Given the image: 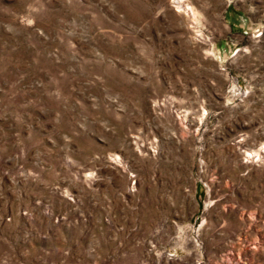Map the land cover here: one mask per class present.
I'll use <instances>...</instances> for the list:
<instances>
[{"label": "rangeland", "instance_id": "374dc122", "mask_svg": "<svg viewBox=\"0 0 264 264\" xmlns=\"http://www.w3.org/2000/svg\"><path fill=\"white\" fill-rule=\"evenodd\" d=\"M0 264H264V0H0Z\"/></svg>", "mask_w": 264, "mask_h": 264}, {"label": "bare ground", "instance_id": "6f19581e", "mask_svg": "<svg viewBox=\"0 0 264 264\" xmlns=\"http://www.w3.org/2000/svg\"><path fill=\"white\" fill-rule=\"evenodd\" d=\"M178 3H179V6H180L181 3H182V0H178ZM186 8H187V10H189L191 13H193L192 8H191L190 6L186 5Z\"/></svg>", "mask_w": 264, "mask_h": 264}]
</instances>
